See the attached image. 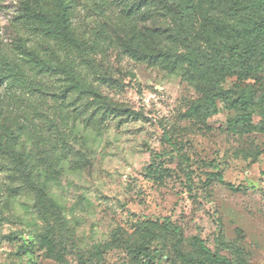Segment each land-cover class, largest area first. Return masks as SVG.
<instances>
[{"label":"rangeland","instance_id":"obj_1","mask_svg":"<svg viewBox=\"0 0 264 264\" xmlns=\"http://www.w3.org/2000/svg\"><path fill=\"white\" fill-rule=\"evenodd\" d=\"M258 1L0 0V264H264Z\"/></svg>","mask_w":264,"mask_h":264},{"label":"trees","instance_id":"obj_2","mask_svg":"<svg viewBox=\"0 0 264 264\" xmlns=\"http://www.w3.org/2000/svg\"><path fill=\"white\" fill-rule=\"evenodd\" d=\"M240 5V2H234L232 3L229 7L232 9H236L237 6ZM246 7H252L255 8L257 10H262L264 11V0H259L258 2H248V4H246ZM31 15L34 18H37L43 22H45L48 27L51 28L52 32H54L55 34H57L60 38H62L65 41H69V42H74V43H79V41H76L72 35V33L70 32L69 28L67 25H59V24H55L53 23L49 17L45 14L42 13H31ZM257 30L260 31L261 33H264V19L261 21L260 24L257 25ZM184 58H186L188 61H191V57L188 55H184ZM44 65L46 63H43ZM244 100V99H242ZM5 150V146L3 145V143L0 140V151ZM21 172V171H19ZM21 176L24 179L25 183L27 185H31L30 180L24 175V173L21 172Z\"/></svg>","mask_w":264,"mask_h":264}]
</instances>
